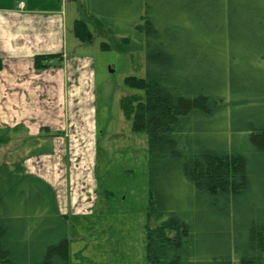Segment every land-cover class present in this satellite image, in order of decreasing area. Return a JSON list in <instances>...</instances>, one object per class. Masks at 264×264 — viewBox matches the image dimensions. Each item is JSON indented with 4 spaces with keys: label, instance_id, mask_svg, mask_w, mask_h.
Here are the masks:
<instances>
[{
    "label": "trees",
    "instance_id": "trees-1",
    "mask_svg": "<svg viewBox=\"0 0 264 264\" xmlns=\"http://www.w3.org/2000/svg\"><path fill=\"white\" fill-rule=\"evenodd\" d=\"M90 1L93 29L83 18L73 24L80 42L116 31L121 48L146 50V75L124 80L144 97L126 96L122 106L133 131L148 134L149 215L164 219L147 226V264H264V118L237 127L248 131L243 139L206 137L218 105L212 80L199 70L202 18L215 6L222 19L233 0ZM132 12L134 28L114 26V18ZM101 46L111 48L106 41ZM65 57L63 51L39 53L34 67H61ZM3 65L0 57V70ZM222 72L223 66L219 79ZM219 83L222 92V76ZM245 144L253 150L240 148ZM53 198L43 179L0 175V264H71L67 215L55 207L42 214L55 205Z\"/></svg>",
    "mask_w": 264,
    "mask_h": 264
},
{
    "label": "rangeland",
    "instance_id": "rangeland-1",
    "mask_svg": "<svg viewBox=\"0 0 264 264\" xmlns=\"http://www.w3.org/2000/svg\"><path fill=\"white\" fill-rule=\"evenodd\" d=\"M59 1L47 6L59 7ZM258 5L264 7V0H233L220 20L215 6L210 15L204 10L199 70L205 81L212 80L218 105L206 135L211 139L227 137L229 143L243 139L248 131L237 127L264 118V11ZM62 6L65 51L70 56L65 54L63 66L46 72L43 85L27 88L29 102H14L15 111L21 106L19 118L41 129L38 134L31 127V134L4 130L0 175L10 179L29 174L50 183L55 205L42 214H53L57 208L67 215L71 264H88L85 259L92 264H147V226L164 219L149 215L148 134L133 131L132 117L122 106L126 96L144 97L143 91L127 87L124 80L146 75V50L121 48L122 35L116 31H98L93 42H80L73 24L83 18L93 29L92 3L62 0ZM130 14L114 18V26L134 28L137 16ZM104 41L111 48L103 49ZM222 66L225 72L220 75L226 84L221 92ZM5 115L0 110V116ZM4 119V125L13 123L12 118ZM240 148L253 150L246 144Z\"/></svg>",
    "mask_w": 264,
    "mask_h": 264
},
{
    "label": "crops",
    "instance_id": "crops-1",
    "mask_svg": "<svg viewBox=\"0 0 264 264\" xmlns=\"http://www.w3.org/2000/svg\"><path fill=\"white\" fill-rule=\"evenodd\" d=\"M20 1L0 0V57L4 62L0 70V110L6 113L5 118L13 119V123L8 121L4 125L5 119L0 116L3 118L0 135L4 134V130L11 129L20 134H31L30 127L38 134L41 127L29 126L23 118H19L23 116L21 106L18 114L14 102H29L32 98L27 88L35 89L39 82L43 85L46 72L59 68L37 71L34 67L36 54L63 51L69 55L65 51L67 30L62 0L55 8L47 6L52 0H49L50 3L43 0L45 4H40V0H24V8H20ZM6 102L10 104L4 109L2 104Z\"/></svg>",
    "mask_w": 264,
    "mask_h": 264
},
{
    "label": "built area",
    "instance_id": "built-area-1",
    "mask_svg": "<svg viewBox=\"0 0 264 264\" xmlns=\"http://www.w3.org/2000/svg\"><path fill=\"white\" fill-rule=\"evenodd\" d=\"M19 6H20V8H24V6H25L24 1H20V2H19Z\"/></svg>",
    "mask_w": 264,
    "mask_h": 264
}]
</instances>
